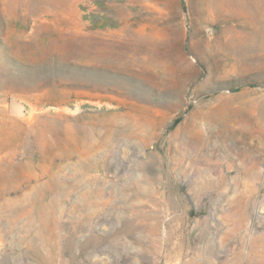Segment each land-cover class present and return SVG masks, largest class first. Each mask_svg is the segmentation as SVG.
Masks as SVG:
<instances>
[{
  "label": "rangeland",
  "instance_id": "obj_1",
  "mask_svg": "<svg viewBox=\"0 0 264 264\" xmlns=\"http://www.w3.org/2000/svg\"><path fill=\"white\" fill-rule=\"evenodd\" d=\"M256 8L0 0V264H264Z\"/></svg>",
  "mask_w": 264,
  "mask_h": 264
},
{
  "label": "bare ground",
  "instance_id": "obj_2",
  "mask_svg": "<svg viewBox=\"0 0 264 264\" xmlns=\"http://www.w3.org/2000/svg\"><path fill=\"white\" fill-rule=\"evenodd\" d=\"M261 0H249L250 3L253 4V6L256 4V2H260ZM257 13H256V18H260L262 19L264 17V13H262L259 9H257ZM260 136V135H259ZM264 139V138H263ZM264 141V140H263ZM262 142V141H261ZM263 146V145H261ZM252 251L254 253H256V255H258L259 257L263 258L264 257V238L262 239V241H260V243L257 242V244H255L252 247Z\"/></svg>",
  "mask_w": 264,
  "mask_h": 264
}]
</instances>
